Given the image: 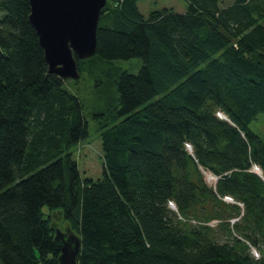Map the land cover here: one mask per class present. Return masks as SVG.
<instances>
[{
  "label": "trees",
  "instance_id": "obj_1",
  "mask_svg": "<svg viewBox=\"0 0 264 264\" xmlns=\"http://www.w3.org/2000/svg\"><path fill=\"white\" fill-rule=\"evenodd\" d=\"M188 1L148 18L138 0L102 8L81 74L143 64L118 70L124 116L100 125L93 179L74 157L89 135L81 100L48 71L29 0H0L2 264H60L57 231L80 238L77 264H264V178L252 168L264 175V140L250 126L264 112V0Z\"/></svg>",
  "mask_w": 264,
  "mask_h": 264
},
{
  "label": "water",
  "instance_id": "obj_2",
  "mask_svg": "<svg viewBox=\"0 0 264 264\" xmlns=\"http://www.w3.org/2000/svg\"><path fill=\"white\" fill-rule=\"evenodd\" d=\"M107 0H29V20L44 48L48 71L63 79L81 76L79 59L96 52L101 10ZM262 170L259 174L264 178ZM60 264H77L80 238L56 232Z\"/></svg>",
  "mask_w": 264,
  "mask_h": 264
},
{
  "label": "rangeland",
  "instance_id": "obj_3",
  "mask_svg": "<svg viewBox=\"0 0 264 264\" xmlns=\"http://www.w3.org/2000/svg\"><path fill=\"white\" fill-rule=\"evenodd\" d=\"M232 1V0H225ZM138 6L144 17L148 18L153 10L169 8L176 12H184L189 7L188 0H138ZM143 61L140 57L118 58L112 62H103L94 70L84 71L78 79L67 78L64 85L72 93L77 95L83 105V115L88 122L89 135L79 141L74 147V157L84 177L98 179L103 176V147L100 137V125L108 126L121 119L124 115H117L114 109L117 102V86L115 79L118 70H128L136 73L140 70ZM251 128L264 140V112H260L254 119ZM205 180L209 184L215 183V177L205 171ZM213 176L212 180L208 179ZM45 213L49 212L48 206H43ZM218 221H211L215 225ZM64 221H61L64 230ZM257 250V248H255ZM0 264L1 260H0Z\"/></svg>",
  "mask_w": 264,
  "mask_h": 264
},
{
  "label": "built area",
  "instance_id": "obj_4",
  "mask_svg": "<svg viewBox=\"0 0 264 264\" xmlns=\"http://www.w3.org/2000/svg\"><path fill=\"white\" fill-rule=\"evenodd\" d=\"M218 114L219 115H222V113L219 111L218 112ZM187 148H189L190 150L192 149V146H191V144L190 143H187ZM253 252L256 254V255H258L259 253L256 251V249L255 248H253Z\"/></svg>",
  "mask_w": 264,
  "mask_h": 264
},
{
  "label": "bare ground",
  "instance_id": "obj_5",
  "mask_svg": "<svg viewBox=\"0 0 264 264\" xmlns=\"http://www.w3.org/2000/svg\"><path fill=\"white\" fill-rule=\"evenodd\" d=\"M207 173H210V174H212V173H211V172H209V171H207ZM212 175L215 177V180H216V176H215L214 174H212ZM213 176H209V177H208V179H211V180H212V179H213V178H212Z\"/></svg>",
  "mask_w": 264,
  "mask_h": 264
}]
</instances>
